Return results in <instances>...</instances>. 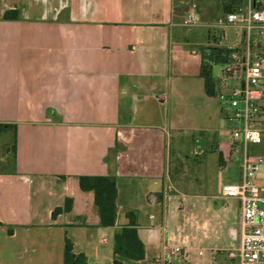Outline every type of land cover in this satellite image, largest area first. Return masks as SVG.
<instances>
[{
    "label": "crops",
    "instance_id": "obj_1",
    "mask_svg": "<svg viewBox=\"0 0 264 264\" xmlns=\"http://www.w3.org/2000/svg\"><path fill=\"white\" fill-rule=\"evenodd\" d=\"M250 2L264 7L0 0V124L16 126L15 160L12 131L0 136V264H64L67 238L87 264H113L130 212L145 256L123 264H158L165 244L187 250L194 264H238L226 253L240 244L241 203L220 187L241 181L243 150L232 149L221 104L223 63L220 78L212 66L214 97L201 66L203 49L216 43L209 26ZM192 10L197 25L183 27ZM227 30L218 47L240 41ZM250 149L264 157V143ZM86 176L115 178L114 226H102L93 191L81 189ZM67 200L71 208L54 217Z\"/></svg>",
    "mask_w": 264,
    "mask_h": 264
},
{
    "label": "built area",
    "instance_id": "obj_2",
    "mask_svg": "<svg viewBox=\"0 0 264 264\" xmlns=\"http://www.w3.org/2000/svg\"><path fill=\"white\" fill-rule=\"evenodd\" d=\"M198 23L194 10L183 16L180 24L192 28ZM213 31L218 47L224 31L233 29L240 37V41L229 47V53L224 54L227 61L223 63L222 80L227 83L231 79L237 82L231 92L230 108L223 104L225 121L233 125L230 142L235 152L242 146L241 169L242 179L238 184H225L220 187V194L224 198L238 199L241 203L240 244L234 251H228L226 258L237 260L239 264H264V183L256 179L257 174L264 167V157L251 151V146L264 143V88L262 76L264 68V50L259 41L264 37V7H253L250 2L239 6L232 12L219 17L209 26ZM244 42L245 52L241 55L240 48ZM213 42V41H212ZM241 64L242 74L238 75ZM171 188L168 181L167 189ZM202 251L199 256H203ZM180 259V260H179ZM194 264L191 254L182 247L168 244L158 258V264ZM208 264H216L211 262Z\"/></svg>",
    "mask_w": 264,
    "mask_h": 264
},
{
    "label": "trees",
    "instance_id": "obj_3",
    "mask_svg": "<svg viewBox=\"0 0 264 264\" xmlns=\"http://www.w3.org/2000/svg\"><path fill=\"white\" fill-rule=\"evenodd\" d=\"M229 10L227 12H232ZM17 12H7L5 18H17ZM229 50L221 47L204 48L202 51L203 63L201 66V76L205 80L206 92L209 96L217 95L216 83L213 78L212 66L218 63H225L227 58L224 54H228ZM12 131L13 142L9 149L13 159H16V126L0 124V136L6 132ZM80 187L84 191H93L95 195V203L98 206L101 214V224L103 227H112L117 219V187L116 180L109 176H93L81 177ZM71 208V201L67 200L64 209H58L53 213V216L63 210ZM129 226L125 227L121 232L114 237V254L113 264H123L122 258L130 260H142L145 256L144 245L138 237L136 228V215L130 212ZM64 264H87L86 257L83 254L76 255L73 252V244L70 239L65 242V259Z\"/></svg>",
    "mask_w": 264,
    "mask_h": 264
},
{
    "label": "rangeland",
    "instance_id": "obj_4",
    "mask_svg": "<svg viewBox=\"0 0 264 264\" xmlns=\"http://www.w3.org/2000/svg\"><path fill=\"white\" fill-rule=\"evenodd\" d=\"M228 31V33L229 34H231V35H233L234 34V32L232 31V30H227ZM242 66H241V64H240V66H239V68H238V75H240V74H242V68H241ZM213 73H214V76L215 77H221V65L220 64H215L214 65V69H213ZM235 86L236 85V81H234V80H230V81H228L227 82V89H225V91H224V94L222 95V98H221V104L223 105L224 103L225 104H227V108H225V110H228L229 108H230V102H231V92H232V90H231V87L232 86ZM227 129L229 130V133H231L232 132V130H233V125L231 124V123H229V122H227ZM264 171V168H262L261 170H260V173H258L257 174V180H260L259 178L261 177V173ZM225 179H226V177H225ZM212 184L210 185V186H207L206 187V190L208 191V190H213L215 187H214V184H215V180H212V182H211ZM239 264V263H238Z\"/></svg>",
    "mask_w": 264,
    "mask_h": 264
}]
</instances>
